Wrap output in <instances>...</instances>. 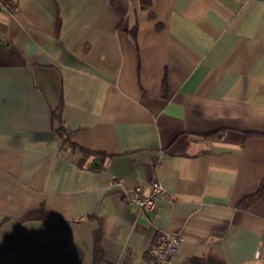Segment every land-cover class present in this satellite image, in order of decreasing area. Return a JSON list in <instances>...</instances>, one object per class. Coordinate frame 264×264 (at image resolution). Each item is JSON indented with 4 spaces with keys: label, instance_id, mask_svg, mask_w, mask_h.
<instances>
[{
    "label": "crops",
    "instance_id": "1",
    "mask_svg": "<svg viewBox=\"0 0 264 264\" xmlns=\"http://www.w3.org/2000/svg\"><path fill=\"white\" fill-rule=\"evenodd\" d=\"M4 1L0 264H264V0Z\"/></svg>",
    "mask_w": 264,
    "mask_h": 264
},
{
    "label": "built area",
    "instance_id": "2",
    "mask_svg": "<svg viewBox=\"0 0 264 264\" xmlns=\"http://www.w3.org/2000/svg\"><path fill=\"white\" fill-rule=\"evenodd\" d=\"M0 8H7L4 0H0ZM118 184L122 183V179L117 180ZM165 188L159 178L154 174L149 182L148 191L143 193L140 185H136L131 189L122 187L120 194L127 203H135L139 207L142 216H146L155 208L158 198L164 194ZM184 237L181 234L171 233L169 231H161L152 242V264H167L170 255L177 252L182 244Z\"/></svg>",
    "mask_w": 264,
    "mask_h": 264
},
{
    "label": "trees",
    "instance_id": "3",
    "mask_svg": "<svg viewBox=\"0 0 264 264\" xmlns=\"http://www.w3.org/2000/svg\"><path fill=\"white\" fill-rule=\"evenodd\" d=\"M140 6L142 8H149L151 6L152 0H139ZM9 9L12 10V5L9 4V6H7ZM58 118H59V112H55L54 113ZM247 134H253V132H248ZM262 196H264V178H262L259 186L257 187V189L248 195H245L241 201L239 202V206L242 208H247L250 204H252L253 202H255L256 200H258L259 198H261ZM103 257V253H102V248L100 246V238H99V234L95 233L94 235V252H93V264H98L99 261L102 259Z\"/></svg>",
    "mask_w": 264,
    "mask_h": 264
}]
</instances>
